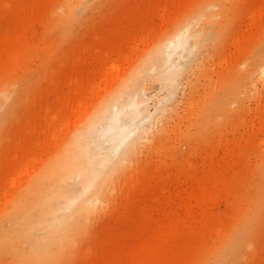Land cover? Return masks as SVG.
<instances>
[{
	"label": "bare ground",
	"instance_id": "bare-ground-1",
	"mask_svg": "<svg viewBox=\"0 0 264 264\" xmlns=\"http://www.w3.org/2000/svg\"><path fill=\"white\" fill-rule=\"evenodd\" d=\"M105 1L94 0V4ZM224 1H178L190 9L185 21L178 22L175 31L153 46L94 107L82 100L87 89L82 75L59 82L72 92L64 96L57 115H72V120L52 130L47 155L43 148L36 155L26 144L20 147L19 131L13 133L9 165L0 167V183L10 185L0 195V264H71L76 255H80V264H264V167L259 170V191L246 200L235 191L239 183L235 173L214 176L212 165L208 175H194L192 166L197 165L188 160L192 148L180 159L172 155L174 160L160 151L155 170H134L142 151L159 145L158 140L143 141L149 137H142L145 128L135 126L147 106L148 87L160 83L170 95L175 93L185 66L176 67L177 63L174 67L172 56L177 50L186 51L190 40L189 57L198 56L207 41L214 46L224 30ZM57 3L61 11L41 10L10 38L0 35V102L7 105L0 114V140L6 136L4 116L15 115L32 82L33 68L45 69L55 63L57 48L44 39L54 26L78 24L80 11L87 8V0ZM8 7L0 0V17ZM256 10L249 16L251 21L264 18V0ZM116 32L107 29L108 34ZM243 37L233 38L232 43L245 45ZM113 48L108 43L105 53L111 54ZM77 49L72 44L66 54L73 55ZM260 50L245 81L264 83V50ZM56 68L62 73L59 65ZM241 76L227 80V97L237 98ZM89 91L94 96L95 90ZM79 115H85L83 120ZM235 148L240 150L233 146L232 151ZM228 154L226 147V166L227 157H234L233 152ZM133 172L141 177L134 180ZM120 180L129 186L125 195L117 197ZM182 184L186 188L180 191ZM106 215L112 223L105 233L92 234L91 229ZM131 233L137 235L131 238ZM82 241L89 246L77 249L76 243Z\"/></svg>",
	"mask_w": 264,
	"mask_h": 264
},
{
	"label": "rangeland",
	"instance_id": "rangeland-1",
	"mask_svg": "<svg viewBox=\"0 0 264 264\" xmlns=\"http://www.w3.org/2000/svg\"><path fill=\"white\" fill-rule=\"evenodd\" d=\"M4 1L9 7L0 17V35L5 38H10L25 27L29 17L41 10L52 13L62 10L57 0ZM178 1L183 0H106L101 5L87 0V8L84 12L80 11L81 21L78 24L54 26L44 41L57 48L55 63L52 62L45 69L33 68L29 76L32 82L15 115L4 116L2 129L6 136L0 140V167L9 165L8 160L13 152L9 145L14 132L19 131L22 138L18 143L20 147L26 144L36 155L43 148V155H47L53 132L58 131L63 122L72 120V115H57L64 96L68 91L72 92L59 82L82 75L87 87L82 100L94 107L120 82L122 76L130 74L153 46L175 31L178 22L185 21L190 9L184 4H177ZM262 2L225 0L226 19L220 21L224 30L214 46L212 41H207L198 56L189 57L193 42L190 40L186 51L177 50L172 56L173 65L178 63L176 67L179 68L185 66L181 86L175 95H170L160 83L148 87L145 114L142 119L138 117L135 126L146 129L142 137H149H143V141L154 139L158 140L159 145L142 151L134 164L135 172L138 169H143V173L155 170L160 151V154L174 160L173 156L180 159L192 148V154L187 155L190 164L197 165L192 166L194 175H208L213 165L216 167L214 176L224 177L235 173L239 178V183L234 186L239 198H253L259 191V170L264 167V83H252L254 79L245 81L244 75L260 54L255 55L256 52L264 50V18L260 21L249 19ZM107 29L117 31L116 35L108 34ZM240 35L244 36L246 44H233L232 41ZM108 43L114 47L111 54L105 53ZM72 44L78 47V51L67 55L66 51ZM240 45L245 46L244 49ZM56 64L61 67L62 73L57 70ZM236 74L242 76L238 79L240 89L234 99L227 97V80ZM89 89L95 90L94 96L90 95ZM6 108L7 105L0 102V114L5 113ZM56 116H61V120ZM79 116L83 120L85 115ZM53 117L56 119L52 122ZM140 119L145 120L139 122ZM77 120L73 121L76 125L79 123ZM51 122L53 126L50 128ZM162 127L164 132L158 133ZM233 146L240 147V150L235 148L232 151ZM226 147L228 155L233 152L234 156L232 160L227 157V166L223 159ZM165 169L172 174L170 168L165 166ZM13 172L12 169L9 173ZM132 176L134 180L141 177L134 172ZM123 183L124 180H120L114 196L125 195L129 184L125 187ZM9 188V184L4 186L0 183V195ZM185 188L186 184H182L179 190ZM117 201L115 199L113 204L115 208L118 207ZM219 209L223 211L224 207L220 205ZM147 220L151 222L154 219ZM110 223L109 215L100 217L91 229L92 234H104V229ZM136 235L129 234L131 238ZM85 246H89L88 241L76 243L77 249ZM80 262V255L71 259V264Z\"/></svg>",
	"mask_w": 264,
	"mask_h": 264
}]
</instances>
